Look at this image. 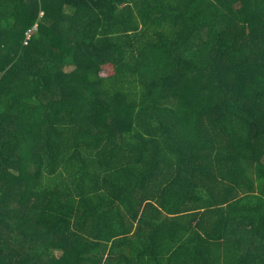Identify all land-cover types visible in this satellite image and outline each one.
Segmentation results:
<instances>
[{
	"label": "trees",
	"instance_id": "16d2710c",
	"mask_svg": "<svg viewBox=\"0 0 264 264\" xmlns=\"http://www.w3.org/2000/svg\"><path fill=\"white\" fill-rule=\"evenodd\" d=\"M0 264H264V0H0Z\"/></svg>",
	"mask_w": 264,
	"mask_h": 264
},
{
	"label": "rangeland",
	"instance_id": "374dc122",
	"mask_svg": "<svg viewBox=\"0 0 264 264\" xmlns=\"http://www.w3.org/2000/svg\"><path fill=\"white\" fill-rule=\"evenodd\" d=\"M56 255H60V252L59 251H55L54 252Z\"/></svg>",
	"mask_w": 264,
	"mask_h": 264
},
{
	"label": "built area",
	"instance_id": "2783aa9c",
	"mask_svg": "<svg viewBox=\"0 0 264 264\" xmlns=\"http://www.w3.org/2000/svg\"><path fill=\"white\" fill-rule=\"evenodd\" d=\"M26 43V42H25Z\"/></svg>",
	"mask_w": 264,
	"mask_h": 264
}]
</instances>
